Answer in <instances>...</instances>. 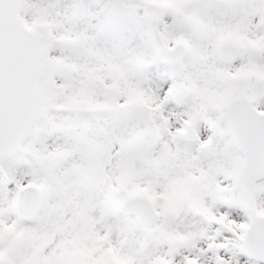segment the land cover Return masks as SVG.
<instances>
[{"label": "snow or ice", "instance_id": "obj_1", "mask_svg": "<svg viewBox=\"0 0 264 264\" xmlns=\"http://www.w3.org/2000/svg\"><path fill=\"white\" fill-rule=\"evenodd\" d=\"M0 264H264V0H0Z\"/></svg>", "mask_w": 264, "mask_h": 264}]
</instances>
